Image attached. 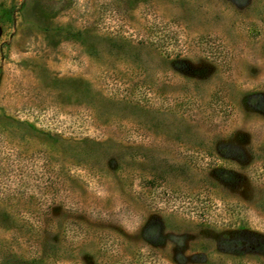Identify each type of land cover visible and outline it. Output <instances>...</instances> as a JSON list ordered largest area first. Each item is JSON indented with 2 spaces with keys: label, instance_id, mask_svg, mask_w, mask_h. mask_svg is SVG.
I'll use <instances>...</instances> for the list:
<instances>
[{
  "label": "rangeland",
  "instance_id": "1",
  "mask_svg": "<svg viewBox=\"0 0 264 264\" xmlns=\"http://www.w3.org/2000/svg\"><path fill=\"white\" fill-rule=\"evenodd\" d=\"M0 264H264V0H0Z\"/></svg>",
  "mask_w": 264,
  "mask_h": 264
}]
</instances>
